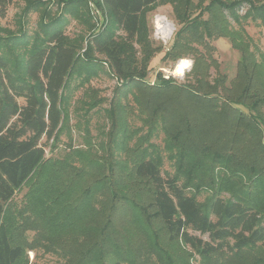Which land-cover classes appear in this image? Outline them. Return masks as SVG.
Instances as JSON below:
<instances>
[{"label":"trees","instance_id":"1","mask_svg":"<svg viewBox=\"0 0 264 264\" xmlns=\"http://www.w3.org/2000/svg\"><path fill=\"white\" fill-rule=\"evenodd\" d=\"M94 1L108 21L88 34L83 55L62 17L0 49V264H34L29 252L40 245L67 264H98L108 248L123 245L130 253L114 264H151L155 252L161 264H172L176 254L187 253L175 243L189 246L206 264H223L225 255L235 264H264V52L243 24L251 17L264 27V0ZM160 1L173 5L180 24L163 60L191 52L193 81L161 72L155 84L146 79L150 60L163 50L146 34V13ZM10 3L0 0L1 17ZM219 37H227L240 58L232 80L220 74L211 84V67L218 66L211 42ZM135 40L140 59L133 54ZM94 51L125 79L122 94L134 88L150 131L130 145L136 130L112 121L116 152L107 162L91 149L48 156L46 148L57 147L68 120L65 89L82 69L96 72L101 62ZM159 124L178 151L175 174L164 173L161 158L146 145ZM185 176L196 186H219L218 192L201 204L181 182ZM25 186L24 197L15 200ZM143 225L153 238H143ZM187 254L190 264L193 252Z\"/></svg>","mask_w":264,"mask_h":264},{"label":"rangeland","instance_id":"2","mask_svg":"<svg viewBox=\"0 0 264 264\" xmlns=\"http://www.w3.org/2000/svg\"><path fill=\"white\" fill-rule=\"evenodd\" d=\"M68 1L69 3L65 0H11L6 16H0V49L7 50L4 44L9 45L11 42H15L14 39L22 32L27 35H34L40 30L41 24L45 20L49 21L52 18L62 17L68 38L79 41V50L83 55L88 46V34L95 28H102V25L106 24L108 20L94 0ZM246 9L247 6L245 5L240 14H244ZM159 22H161L160 27L158 26ZM231 22L236 26L233 20ZM243 24L252 36L254 43L264 52V27L251 17L244 19ZM145 25L147 28L146 34L154 44L163 46V50L157 52L150 60L146 75L148 82L151 84L159 82V72L162 73L163 78L173 77L179 82L193 81L192 75L189 74L194 62L191 52L183 53L184 57H179L176 60H163L165 53L173 43L176 32L180 28V24L174 17L173 5L167 1L158 2L146 13ZM118 33L124 35L123 31ZM211 44L213 46L211 54L217 60L218 66L211 67L208 80L211 84H214L215 78L220 74H227L228 78L232 80L237 74L240 52L232 47L227 37H219L213 40ZM195 45H198V43H195ZM133 46L135 48L134 57L140 59L141 43L135 40ZM199 48L205 51L202 44H199ZM93 55L100 58L101 62L97 65L96 72L92 73L89 69H82L70 80L65 89L64 109L68 113V120L57 142V147L54 150H50V146L46 148L48 156L64 157L71 153V149L72 151L81 149L88 151L91 149L94 156L107 162L111 158V152H116L115 145L111 142L112 121H118L123 126H128L129 131L136 130L130 140V145H133L140 135H147L150 131V128L143 122V119L148 117V114L142 112L145 108L134 101V88L131 92H128L127 96L122 94L125 91V79L114 73L111 66L105 61L104 55L95 51ZM20 56L21 53L19 52L18 57ZM181 58L190 59L191 65L184 71L182 76H176L175 69ZM138 65L140 66V64ZM227 84H231L229 80ZM117 96L121 99L120 103L115 102ZM93 102H96L95 107H91ZM113 107L114 110H111ZM240 108L247 112L246 108L242 106ZM111 112H114L115 117L110 115ZM146 145H149L151 154L161 158L163 172L175 174L178 151L168 146L169 139L160 124L158 129L154 130ZM113 154L117 157V153ZM115 157L113 159H117ZM244 179L247 180V176ZM181 182L188 184L189 192L194 194L201 204L208 203L213 191L218 192L219 186H209L207 184L196 186L194 180L187 176L181 177ZM192 183L193 187L190 186ZM260 184L262 187L264 186L263 181ZM27 189L28 186H25L18 191L15 200L20 201ZM105 191V188L100 190L101 194L106 196V194H103ZM222 194L227 197L230 196L227 191H223ZM107 196L109 197L108 193ZM260 208L264 212V199L260 201ZM153 226L155 225L153 224ZM155 232L158 237L160 233ZM140 233L144 234V239H147V236L153 238L152 230L144 225ZM33 235L34 232H30V239L33 238ZM118 239L122 240L120 237ZM132 239L135 243H139L135 237ZM173 247L178 248L180 252L183 250L187 253L193 252L190 257V264H206L201 260L200 255L195 253L189 246L175 243ZM129 253L130 250L126 248V245L118 249L111 246L108 248L107 257L105 256L98 264H114L117 259L123 258L122 254ZM187 253L183 255L176 254L174 256L175 261L172 264H186ZM29 255L31 262H34V264H67L64 258L53 252H46L41 245L36 248V252L31 250ZM221 258L226 260L223 264H235L231 255L221 256ZM122 264H129V262L123 261ZM151 264H161L156 252L152 255Z\"/></svg>","mask_w":264,"mask_h":264},{"label":"clouds","instance_id":"3","mask_svg":"<svg viewBox=\"0 0 264 264\" xmlns=\"http://www.w3.org/2000/svg\"><path fill=\"white\" fill-rule=\"evenodd\" d=\"M191 61L188 59H182L179 65L175 69L176 76H182L184 74V70L190 67Z\"/></svg>","mask_w":264,"mask_h":264},{"label":"bare ground","instance_id":"4","mask_svg":"<svg viewBox=\"0 0 264 264\" xmlns=\"http://www.w3.org/2000/svg\"><path fill=\"white\" fill-rule=\"evenodd\" d=\"M158 26H159V27L161 26V22L158 23ZM182 59H188V58H181V59L178 61L177 66L179 65V63L181 62ZM188 60H190V59H188ZM190 65H191V64H190ZM177 66H176V67H177ZM188 68H189V67H188ZM188 68H186V69H188ZM186 69H185V70H186ZM185 70H184V71H185Z\"/></svg>","mask_w":264,"mask_h":264}]
</instances>
